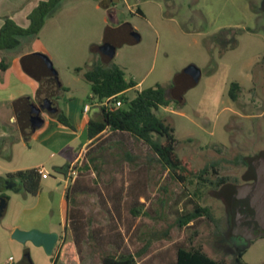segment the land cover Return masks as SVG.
I'll list each match as a JSON object with an SVG mask.
<instances>
[{
  "label": "rangeland",
  "instance_id": "1",
  "mask_svg": "<svg viewBox=\"0 0 264 264\" xmlns=\"http://www.w3.org/2000/svg\"><path fill=\"white\" fill-rule=\"evenodd\" d=\"M25 1L11 0V9ZM33 51L45 54L58 75L44 76L46 67L39 65L41 79L33 80V102L16 97L13 89L3 97L10 96L9 103L0 101V119L12 129L7 142L0 140V175L4 168L38 166L42 194L33 198L17 179L8 182V187L0 181V188L7 187L9 199L0 215V264L69 263L68 252L58 261L56 258L63 244L47 255L29 241L12 239L13 231L21 230L12 228L25 217H42V230L54 225L57 234L65 236L66 200L60 204L65 168L86 141V133L82 130L68 151H59L62 144L46 151L39 145L57 132L51 116L59 111L71 125L78 124L83 106L91 104L90 84L83 74L112 65L123 70L127 80L139 83L141 90L155 85L165 89L169 103L156 115L171 128L177 157L191 170L206 169L204 177L212 183L219 178L226 182L219 187L198 185L197 178L188 177L180 185L168 176L146 144L128 134L108 131L82 158L86 162L91 159L87 181L95 185V191L79 196L74 204L87 211L89 227L107 221L98 201L103 184H123L129 170L149 165L145 174L148 184L140 191L148 199L143 197L146 205L127 243L129 248L135 252L147 243L152 264H170L165 255L175 251L177 243L189 246L192 238V245L202 247L213 259L231 264L244 248L246 264H264V237L243 246L230 243L234 235L231 190L250 183L254 167L264 163V0H60L38 36L22 38L17 48L0 51V60L12 65V74L24 75L20 59ZM231 83L241 88L236 101L228 96ZM136 91L130 90L126 96L132 99ZM10 112L19 115L14 126L5 115ZM39 134L42 138L37 139ZM52 152L56 154L50 156ZM79 173L83 175V171ZM185 189L190 197L177 201ZM189 201L208 208L212 222L203 218L190 228H178L176 212L192 209ZM120 209L126 214L127 208L120 204ZM118 223L124 229L125 225ZM105 254L90 239L84 243L81 264H101Z\"/></svg>",
  "mask_w": 264,
  "mask_h": 264
},
{
  "label": "trees",
  "instance_id": "2",
  "mask_svg": "<svg viewBox=\"0 0 264 264\" xmlns=\"http://www.w3.org/2000/svg\"><path fill=\"white\" fill-rule=\"evenodd\" d=\"M59 2L60 0L40 1L27 16L29 21L27 27L18 25L11 18H5L0 27V51H9L17 48L22 38H36L44 26L46 17ZM137 13L141 14V11L137 10ZM20 64L23 71L36 80L41 79V74L38 71L40 69L39 65L46 67L44 76L57 77L58 75L49 58L41 53L23 56L20 59ZM8 67L9 63L6 60H0L1 72H4ZM83 78L90 84L91 95L89 100L103 103L107 99L112 98V102L119 101L121 103V106L118 108L112 105L101 106V121L90 120L87 122L86 136L89 140H92V145L100 144L98 137L107 130L112 133L128 134L135 140L146 144L156 156L161 167L167 171L168 176L180 185H184L188 177L197 178L199 181L198 185L209 183L214 185V187H219L226 182L225 178H219L216 182L212 183L204 177L207 173L206 169L199 172L191 170L177 157L174 150L175 140L170 135L171 128L164 126L156 115L159 108L166 107L169 103L163 87L155 85L151 88L136 91L135 97L129 99L125 93L133 89L137 83L133 80H127L123 70L116 65L95 67L84 73ZM239 92V85L231 83L228 90L229 98L232 101H236ZM55 119L60 124L72 128L63 113L58 111ZM68 168L69 166L65 169L68 170ZM88 168L86 165L85 169L87 170ZM7 177L17 179L28 195L36 196L40 191L41 171L39 168L20 170L8 174ZM198 190L197 188L196 191ZM183 197L185 199L190 197L186 189L182 191L177 201ZM4 198L8 199L6 196ZM189 202L192 203L191 201ZM178 211L176 212V225L178 228L185 227L191 222L194 225L199 219L203 218L212 222L208 208L202 207L197 203H192V209L185 208V211L182 209ZM182 243L176 244V259L170 264H229L224 260L211 258L204 252L202 247L192 245V238L189 241V246H185ZM56 247L57 245L54 250ZM244 253V251L238 253L231 264H246L243 260ZM101 263L137 264V261L133 255H106L102 258Z\"/></svg>",
  "mask_w": 264,
  "mask_h": 264
},
{
  "label": "crops",
  "instance_id": "3",
  "mask_svg": "<svg viewBox=\"0 0 264 264\" xmlns=\"http://www.w3.org/2000/svg\"><path fill=\"white\" fill-rule=\"evenodd\" d=\"M10 1L11 0H0V27L3 24V20L5 18H11L17 24L19 25L21 24L22 27H27L29 24L27 16L40 1H44V0H27L24 3L20 4V6L14 8L13 10L11 9ZM104 22H106V18H104ZM33 52L41 53L36 51ZM12 71H13V67L11 65L8 67V69L4 71L2 75H0V96H1L0 101H3L5 105L7 104V102L9 103V100L11 99L10 96H6L5 98L3 97L4 95L8 94L11 89H13L16 90L15 91L16 97H19L22 100L24 98H28V99L30 98L31 99L30 101L33 102V95H34V91L36 90V87H32L34 86L35 83V81H33L34 79L26 75L25 73L24 75H19V76L16 74H12ZM130 90L140 91L141 89H139V83H137V85ZM130 90H128L125 94H127ZM89 105L90 108L88 112L86 114L83 113L82 117L78 120V124H73V125L70 124L72 128L60 124L59 122L56 121L55 117L51 116L50 122L57 127V132L54 135H52L49 139H45L44 141L46 140L47 141L42 142L39 145L40 148L46 151V150H50V148H52V146L54 145L62 144L60 146L59 151H68L67 149L68 146L70 144H74L78 140L79 138L78 134L82 130L85 131L86 133V126L88 121L90 120L101 121L102 119V113H101L102 103L91 101V104ZM4 108L6 112L9 111L8 110L9 107L8 108L4 107ZM5 115L7 117V121L13 126L15 123L19 122V115L16 116L14 112L13 113L10 112ZM46 122L47 124H50L49 120ZM10 130L12 131V129L7 127L6 123L0 119V140H5V142H7V139L10 138V134H11ZM106 132H108V130L100 134V136L98 137L99 140H101V136ZM60 136L62 137L60 138ZM38 137L39 139L42 138L40 134L37 135V139ZM17 140L18 138L15 139V142ZM91 141L92 140H89L86 136V141L79 145L80 147L78 150V154L68 164L69 167L73 166L76 169L78 175L77 178L72 183L70 182L68 183L67 180L68 170H66L67 175L64 186L65 192L60 197V204L62 205L63 199L66 200L67 224L65 226V236L63 237L59 236V241L57 243L59 245L63 244L61 249L59 247V249H57L55 253L57 261L60 258H63V256L65 257V253L68 252L69 254L68 257H70L68 258L69 259L68 264H81L84 261V259L82 258L83 256L81 255V252L83 253L84 250V243L91 239L94 241L95 246H97L102 252L106 253L104 256L133 255L137 261V264L154 263V261H152L153 254H150L149 245L147 243L143 249H137L135 252L133 251V249L127 246V243H129L132 237V233L136 231V227L138 226V223L140 222V219L143 214V208L146 205L145 203L146 199H148V196L146 198V195L141 194L140 191L144 192L146 188V184H148V179H146L147 176L145 174L146 172L149 171V165H140L129 170V172L126 173V175H130V176L126 178L127 181L124 182L123 184L121 182L119 185L106 182L103 184L104 185L103 189L102 190L99 189L98 191V198H99L98 201L100 204L99 207L105 213L107 219V221H105L103 225L96 227H89L87 211L84 208H81L74 204L79 196L93 195V192L95 191V185L94 186H92L93 184L89 185L87 181L89 180L88 173H91V167L89 163L91 159L89 158L87 162L85 160L82 161V158L84 156L85 157L86 155L88 156L90 150L89 148L93 146L91 144ZM53 154H56V152L55 153L52 152L50 156H53ZM86 165L89 167L87 170L85 169ZM34 168H38V166H35ZM20 170H27V168L16 169V170H8L7 168H4L3 173L0 175V181H2L4 185H7L8 187L9 184L8 182H11L12 179L8 178L7 175ZM78 171H83V175L81 176L80 173L78 174ZM138 175H141L142 177ZM7 187L0 188V205L5 207L4 212L8 204L7 202L9 201V199L6 200L4 198L6 195L5 191ZM97 190L98 189H96V191ZM128 193L130 194V198L128 197V195H126ZM41 194H42V188H40V191L36 196H32V197L36 198L39 197ZM123 194L125 195L124 198H123ZM143 197H145L146 199H144ZM120 201H122V203H120ZM120 204L122 207L127 208L126 214L122 213L120 209ZM125 215H127V217ZM40 218L42 220V217L39 218L25 217L23 223L19 222L15 224L12 229H14L15 227H19L23 231H29L32 229H38V230L41 229L40 231H44V233H56V234L58 233L57 228H54L53 227L54 225L52 224H51L52 227L49 230H42V228H40V221H41ZM68 219L70 222H68ZM118 222L122 223V225H125L124 229L119 226ZM192 225L193 222L189 223L185 227L190 228ZM81 240L83 242H81ZM104 256H102V258ZM165 257H166L165 262L167 261H170V263L174 262L176 259V250L171 251L170 253L165 255ZM168 257L169 259L167 260Z\"/></svg>",
  "mask_w": 264,
  "mask_h": 264
},
{
  "label": "water",
  "instance_id": "4",
  "mask_svg": "<svg viewBox=\"0 0 264 264\" xmlns=\"http://www.w3.org/2000/svg\"><path fill=\"white\" fill-rule=\"evenodd\" d=\"M231 195V200L234 204L247 202L252 209L256 210L261 220L254 222L258 225L262 223L261 226H264V171L255 175L253 183L232 188ZM4 209L5 207L0 205V215L4 213ZM12 239L21 243L29 241L37 247H42L47 255H52L59 241V235L56 233H44L37 229L29 231L15 229Z\"/></svg>",
  "mask_w": 264,
  "mask_h": 264
},
{
  "label": "flooded vegetation",
  "instance_id": "5",
  "mask_svg": "<svg viewBox=\"0 0 264 264\" xmlns=\"http://www.w3.org/2000/svg\"><path fill=\"white\" fill-rule=\"evenodd\" d=\"M240 87V86H239ZM241 90V88H240ZM240 93V92H239ZM264 163L262 166L256 165L254 167V179L247 184H251L255 181V175L264 171ZM242 186V185H240ZM233 203V202H232ZM231 207L232 210V223H233V234L230 236V243L234 245L243 246L244 244H247L251 242L253 239L264 237V226L256 224L254 221H260L261 217L258 215L257 211L252 209L251 206L247 202H242L238 204H234ZM238 235V236H236ZM245 252L244 248H241L238 253ZM237 253V254H238Z\"/></svg>",
  "mask_w": 264,
  "mask_h": 264
},
{
  "label": "built area",
  "instance_id": "6",
  "mask_svg": "<svg viewBox=\"0 0 264 264\" xmlns=\"http://www.w3.org/2000/svg\"><path fill=\"white\" fill-rule=\"evenodd\" d=\"M103 105H106V106L112 105L113 107L118 108L121 106V103L119 101L112 102V98H109L106 101H104L101 106H103ZM89 108H90V105L85 104L83 106V109H82L83 113L86 114L88 112ZM76 177H77L76 169L73 166L69 167L68 168V176H67L68 182L72 183L76 179Z\"/></svg>",
  "mask_w": 264,
  "mask_h": 264
}]
</instances>
